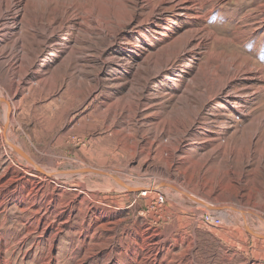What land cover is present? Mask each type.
I'll return each mask as SVG.
<instances>
[{
    "label": "rangeland",
    "instance_id": "obj_1",
    "mask_svg": "<svg viewBox=\"0 0 264 264\" xmlns=\"http://www.w3.org/2000/svg\"><path fill=\"white\" fill-rule=\"evenodd\" d=\"M108 1L26 0L18 74L0 67V94L14 105L11 138L40 166L109 172L138 191L90 173L41 180L6 144L0 104V264H264V79L231 82L247 116L209 98L216 52L249 57L264 78V0H209L201 20L135 1L134 20L101 13V29L64 15ZM200 27L221 41L187 45ZM18 37L0 49L17 51ZM206 212L222 224L206 226Z\"/></svg>",
    "mask_w": 264,
    "mask_h": 264
},
{
    "label": "bare ground",
    "instance_id": "obj_2",
    "mask_svg": "<svg viewBox=\"0 0 264 264\" xmlns=\"http://www.w3.org/2000/svg\"><path fill=\"white\" fill-rule=\"evenodd\" d=\"M137 4H141V9L147 11V15L151 16L155 13H157L161 9H171L175 13H179L183 16L193 18L196 20L204 19L208 16V13H211L214 11L213 9H206L207 2L209 0H156L157 3H155L154 0H111L108 1V6L104 5L101 6L100 4H95L94 8L92 10L84 11L82 8L76 6L75 4H71L70 8L64 13L65 16L69 15V18L77 19L79 18L81 22H79V25L82 28H89V27H95L98 29L102 28V21L100 20L99 16L101 13L104 14H114L118 9L121 10L122 14H128L130 13V20L135 19V15H133L130 12V4L132 2H135ZM26 0H0V38L11 36L14 37L17 32L21 37L16 38L13 41V45L11 49H16L17 51L12 52L7 51L6 49H0V60L2 63H0V67H2L3 64H6L8 66V70L6 71L7 74L11 75L12 78H10V81L14 80V77L16 74H18L16 66L18 64L19 60V51H20V43L22 41V34H23V28H25V20L24 18H20V13L24 10ZM41 0H34L33 5L34 9H37V7L40 5ZM139 2V3H138ZM229 6V3L226 4V6ZM139 6V5H138ZM19 27H21V30L18 31ZM241 37V34L239 36H236L233 40L236 42H239ZM215 39V41H221V38L218 37L215 33L210 31L207 27H200L196 28L192 31L191 35L187 39V45H194L193 47L196 49H206L209 45V42L211 39ZM225 41H228V38L224 39ZM211 55V54H210ZM211 62H213V66H211V72L214 74V87H213V94L210 95L211 98H215L217 95L223 97L233 108H235V112L239 116H247L249 115V110L246 105H243V103H248L249 99H242L243 97L238 96L236 94H232L230 91H232L233 88L231 86V82L234 79H238L240 77L244 78L245 81L250 83V86H255L257 82L264 79L262 70H257L255 68H252L250 66L251 59L249 57H243L241 55H228L224 52H216L215 55H211L210 57ZM215 65V66H214ZM213 68H215L213 70ZM8 76V75H7ZM240 81V80H239ZM213 83V82H212ZM243 84V83H242ZM247 85V84H246ZM253 88V87H252ZM245 89V88H244ZM249 89V87H248ZM238 92V91H237ZM243 93V92H242ZM250 93V92H249ZM252 95V94H251ZM245 96V95H244ZM253 99H250V102H252ZM0 104L4 108V140L6 144L8 145L9 149L16 152L20 158H22L27 166H29L31 169L39 170L41 173L43 181H46L48 183H53L59 186L61 183L69 182L75 175H78L79 173H90V174H98V175H104L107 177H111L115 182H117L122 188H126L128 190H137L133 189L126 185L121 179L116 177L114 174H111L109 172H101L93 169H83L78 170L70 173L60 172L57 169L53 168L52 166H48V168L40 166L35 160L29 158L17 145L15 141L11 138V130L12 125L15 122V116H14V105L5 97H3L0 94ZM255 124V123H254ZM256 127L261 129V127L264 125V115L260 119H258V122L255 124ZM230 157V156H229ZM49 165H52L50 163ZM11 178H9L8 182L10 184H17L19 183L18 176L16 174H12ZM44 183V182H43ZM43 183H40L37 188L38 192L42 191V188L44 187ZM169 185L168 183H161L159 185H154V188H151L153 191H157L162 186ZM161 190V189H160ZM177 190V189H176ZM151 191L152 193H154ZM205 204V203H202ZM211 208V206L207 205ZM213 209H222L220 207H212ZM229 208V207H228ZM234 209V208H233ZM71 217V216H70ZM71 220V219H70ZM67 220H65L66 223ZM59 228L64 224L59 216ZM63 228V227H62ZM246 229H248L250 232L251 229L246 226Z\"/></svg>",
    "mask_w": 264,
    "mask_h": 264
},
{
    "label": "built area",
    "instance_id": "obj_3",
    "mask_svg": "<svg viewBox=\"0 0 264 264\" xmlns=\"http://www.w3.org/2000/svg\"><path fill=\"white\" fill-rule=\"evenodd\" d=\"M164 197L162 195H159L157 197L158 201H163ZM201 221L208 227H219L222 224V219L218 218L214 213L206 212L201 215Z\"/></svg>",
    "mask_w": 264,
    "mask_h": 264
}]
</instances>
